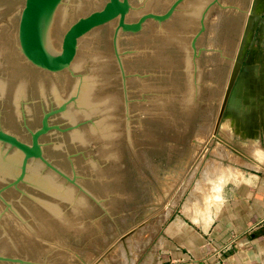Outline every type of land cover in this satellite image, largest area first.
<instances>
[{
    "label": "water",
    "instance_id": "1",
    "mask_svg": "<svg viewBox=\"0 0 264 264\" xmlns=\"http://www.w3.org/2000/svg\"><path fill=\"white\" fill-rule=\"evenodd\" d=\"M209 1L0 0V264H66L125 152L191 123Z\"/></svg>",
    "mask_w": 264,
    "mask_h": 264
},
{
    "label": "rangeland",
    "instance_id": "2",
    "mask_svg": "<svg viewBox=\"0 0 264 264\" xmlns=\"http://www.w3.org/2000/svg\"><path fill=\"white\" fill-rule=\"evenodd\" d=\"M142 1L147 7L150 0ZM252 1H209L191 123L125 152L122 200L69 252L66 264H158L161 241L174 224L208 220L239 171H264V1L255 17ZM251 17V37L216 127ZM189 199L191 217L183 214Z\"/></svg>",
    "mask_w": 264,
    "mask_h": 264
},
{
    "label": "crops",
    "instance_id": "3",
    "mask_svg": "<svg viewBox=\"0 0 264 264\" xmlns=\"http://www.w3.org/2000/svg\"><path fill=\"white\" fill-rule=\"evenodd\" d=\"M206 221L175 224L162 239V264H264V226L253 227L264 210V171L245 168L222 193Z\"/></svg>",
    "mask_w": 264,
    "mask_h": 264
},
{
    "label": "bare ground",
    "instance_id": "4",
    "mask_svg": "<svg viewBox=\"0 0 264 264\" xmlns=\"http://www.w3.org/2000/svg\"><path fill=\"white\" fill-rule=\"evenodd\" d=\"M263 1L264 0H253L251 3V6H252V8L250 9L251 10V15H254V17L257 15V14H259V12H260V10H261V5L263 4ZM249 11V10H248ZM205 13H207V12H205ZM247 13V12H246ZM249 14V13H248ZM248 14H247V16H248ZM207 14H205V16H206ZM250 16H248V18H249ZM258 17V16H257ZM247 18V19H248ZM256 22V21H255ZM230 23V22H229ZM247 23V24H246ZM245 24H246V26L244 27V29H243V31H242V35H241V37H242V39H241V50H240V55H239V61L241 60V52H243V49H244V47H245V45H246V43H247V41H248V39H249V37H251V32H252V29H253V25H254V21H253V18L251 17V19H249L247 22H246ZM233 24V23H232ZM229 27V26H228ZM234 58V57H233ZM238 61V62H239ZM227 136V135H226ZM257 148V147H256ZM259 153V152H258ZM221 165V164H220ZM221 169V168H220ZM214 171V170H213ZM223 173V172H222ZM221 173V174H222ZM227 176V175H226ZM222 177V176H221ZM202 183V182H201ZM216 186V185H215ZM219 186V185H218ZM220 187V186H219ZM219 187H218V189H219ZM214 190V189H213ZM221 190V189H220ZM198 191V190H197ZM201 191V190H200ZM216 191V190H215ZM187 203L183 206L184 207V213L183 214H185L187 217L189 216V217H191V216H193L192 214H191V211H193V209H194V207H195V203H192V201H191V199H189V201H186ZM190 207H192V209L190 208ZM191 209V211H189ZM192 219L194 220V218L192 217ZM191 219V220H192ZM180 222V221H179ZM181 223V222H180Z\"/></svg>",
    "mask_w": 264,
    "mask_h": 264
},
{
    "label": "built area",
    "instance_id": "5",
    "mask_svg": "<svg viewBox=\"0 0 264 264\" xmlns=\"http://www.w3.org/2000/svg\"><path fill=\"white\" fill-rule=\"evenodd\" d=\"M264 226V210L262 212V215L255 221V223L253 224V227H261ZM158 264H162V263H158Z\"/></svg>",
    "mask_w": 264,
    "mask_h": 264
}]
</instances>
